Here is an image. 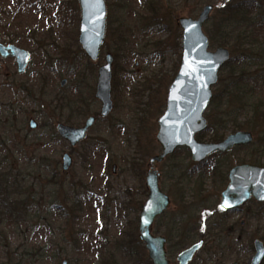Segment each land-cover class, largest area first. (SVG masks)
<instances>
[{
	"label": "rangeland",
	"instance_id": "obj_1",
	"mask_svg": "<svg viewBox=\"0 0 264 264\" xmlns=\"http://www.w3.org/2000/svg\"><path fill=\"white\" fill-rule=\"evenodd\" d=\"M226 2L106 0L105 42L98 61L92 62L78 41V0H0V42L16 44L32 54L24 75L18 74L13 59L0 58V174H8L14 167L23 185L21 195L30 194L42 201L37 210H29V220L14 225L0 222V264H147V250L139 245L133 250L128 242L139 235L138 218L148 198L149 161L162 152L157 141L158 119L166 110L168 88L182 59L178 20L198 18L208 4L214 9L203 30L209 37L210 50L227 48L231 60L212 89V100L204 114L210 131L202 132L206 134L202 142H211L213 131H221L220 126L232 119L226 115H241L239 121L244 126L251 119L259 128L254 144L237 151V158L247 161L253 153V159H263L264 117H256L259 111L253 114L252 107L264 104V84H255L254 79L258 73L264 74V60L263 65L244 68L240 55L251 52L255 58L263 57L264 27L251 30L252 26L245 24L251 31L234 43V36L244 28L238 30L232 24L221 23L226 18ZM150 4L159 8L157 14H150ZM218 30L221 35L233 32L229 45H219ZM108 52L119 53L113 67L114 72L116 68L118 71L114 110L108 118H98L88 138L72 153L73 166L65 171L63 155L70 152L71 146L59 137L56 126L59 122L82 126L90 116L100 115L101 103L95 89L98 69L105 64ZM235 68L240 74L248 71L249 79L244 82L240 75L232 99L233 95H226L223 89ZM31 119L38 123L36 129L30 128ZM196 164L190 152L181 148L155 167L162 188L172 195L166 220L169 227L176 228L174 221L179 217L187 220V214H193L196 218L212 207L209 201L215 190L211 181L203 183L194 177L176 184L172 180L175 168L193 169ZM194 204L200 206L192 212L188 206ZM56 206H65L70 212V206L74 208L72 214H63L62 218ZM46 220L49 227L45 228ZM262 231L257 237L264 236ZM235 240L233 236L234 244L224 247V264H249L253 251L245 250L244 239L241 244ZM124 241L127 246H119ZM128 249L136 253L128 255ZM166 249L176 253L173 247ZM178 253L174 257L168 254L172 264H178ZM206 258V252L201 253L195 264H206ZM216 262L217 257L208 264Z\"/></svg>",
	"mask_w": 264,
	"mask_h": 264
},
{
	"label": "water",
	"instance_id": "obj_2",
	"mask_svg": "<svg viewBox=\"0 0 264 264\" xmlns=\"http://www.w3.org/2000/svg\"><path fill=\"white\" fill-rule=\"evenodd\" d=\"M80 7L79 44L87 57L97 61L101 47L105 41L107 24V6L105 0H78ZM214 9L212 4L204 6L198 18L180 17L182 29V59L176 77L168 89L167 105L159 118L157 141L162 153L150 159L151 164L161 163L172 155L179 147H187L191 151L194 162H202L210 155L227 152L237 145L250 144L253 136L249 132L231 134L222 142H202L197 138L208 127L204 116L212 100V89L218 83L220 69L231 59V52L224 47L216 51L210 50L209 37L204 32V25L210 19ZM0 54L3 57L16 58L20 73L26 71L30 54L15 45L0 43ZM114 56L108 53L105 64L99 67L96 98L102 102V117H107L114 108L112 99ZM65 83V81H63ZM91 117L82 128L58 124L59 134L72 147L84 140L88 130L94 125ZM36 128L34 121L30 122ZM73 165L69 153L63 155V169L68 171ZM116 166H114L115 170ZM231 183L223 193L222 207L230 209L244 203L252 196L264 201V167L254 164H242L232 169ZM149 195L140 213L141 239L145 242L149 258L154 264H169L165 250V238L154 237L150 232L154 220L164 214L170 206V197L159 185L157 171H150L147 176ZM236 196V197H235ZM201 243L184 250L179 256L180 264H189ZM257 254L253 264H260L264 258V245L256 242ZM67 264V261H64Z\"/></svg>",
	"mask_w": 264,
	"mask_h": 264
},
{
	"label": "flooded vegetation",
	"instance_id": "obj_3",
	"mask_svg": "<svg viewBox=\"0 0 264 264\" xmlns=\"http://www.w3.org/2000/svg\"><path fill=\"white\" fill-rule=\"evenodd\" d=\"M106 6H107V3H106ZM178 23H179V20H178ZM106 28H107V24H106ZM105 37H106V35H105ZM78 41H79V39H78ZM0 43H2V42H0ZM2 44H4V43H2ZM4 45H6V46H8V45L17 46L16 44H13V43L4 44ZM17 47L21 48V49H24V48H22L20 46H17ZM24 50H26V49H24ZM26 51L29 52L28 50H26ZM101 51H102V47H101ZM108 53H110V52H108ZM29 54H30V61L28 63L26 71L23 72V73L19 72L18 64H17V61H16L15 57H13V56L3 57L0 54V58L2 60L13 59L15 61V63H16L18 74L24 75L28 71V67H29V65L31 63V60H32V54L30 52H29ZM114 59H115V56H114ZM230 60L226 64H228L230 62ZM97 61H95V62H97ZM92 62H94V61H92ZM114 62H115V60H114ZM224 66L220 69L218 83H219V80H220V74L222 73L223 69L225 68ZM98 71H99V69H98ZM260 73H262V72H260ZM235 75L236 74H232V76L230 77L229 82L227 84V88L225 87L223 89V91H227L226 95H228V96H232L233 95L232 99H235L234 96L236 95V93H234V92H237V90L239 88L237 86V84L235 83V81H233L235 78H237ZM113 79H114V70H113ZM63 81H65V83H66L65 79ZM63 81H62V86H64V84H65V83H63ZM96 88H97V85H96ZM167 95H168V92H167ZM226 95L225 94L223 95L224 98L227 97ZM95 97H96V89H95ZM112 99H113V82H112ZM99 102L101 103V109H102V102L101 101H99ZM113 102H114V100H113ZM166 105H167V100H166ZM113 110H114V108H113ZM113 110H112V112H113ZM111 113L105 118H108L111 115ZM91 117L95 118L94 125L96 124V122H97L99 117L105 119L104 117H102L101 110H100V115L99 116L98 115L97 116L93 115V116H90L89 118H91ZM226 117L227 118H232V119H228L227 122H224V124L222 126H220L222 128V130L219 131V133L221 135L223 134L224 137H223L222 140H220L218 142H222V141L226 140L231 134H234V133H237V132H249V133H251L252 136H253V141L250 144L237 145V146L233 147L232 149H230L227 152L214 153V154L210 155L204 161L198 163L201 168H199V165L196 164L197 167L195 168V170H197L198 173H197V171H194L193 173L191 172V174H193V178L194 177H196L195 179L199 178V179H201V181L203 183H205L207 181H211V183L213 184V188H214L215 191L212 190L213 191V195H212L211 200L209 201L211 203L210 206H212L211 208L214 209L213 211H209V209H211V208L208 207V211L205 212V214H199V216L196 217V218H193V214H187V215H190L187 220L184 217H179V218L176 219V221H174V226H176V228L175 227H169L168 223L166 221L167 220V216H165V215H167L166 213H167V211L170 209V207L172 205V198H171L172 195L168 194L162 188V185H161V182H160V179H161L160 178V174L157 171V169L155 168L156 165L159 164V163L151 164V162L149 161L150 171H152V169L154 171H157L158 178H159V185H160L162 191L164 193H166L170 197V206H169L168 210L165 211L164 214H162L159 217H157L154 220L152 226L150 227V232H151V234L154 237H163V238H165V240H166V242H165V250H166L167 260H168L169 264H172L171 260L169 259V255L170 254H171L172 257H174L175 254L177 252H179L177 254V256H176V263L180 264L179 261H178V256L184 250L189 249V248H191L192 246H194V245H196L198 243H201V247L197 250V252L195 253L193 259L189 262V264H195V261L199 258V255L201 253H204V252H206V255H207V258L205 259L206 264H208L211 260H213L216 257H217V262L214 263V264H224L225 261H223L224 258H222V254L226 250V249H224V247L227 246L228 244H234V243L231 242V241H233V236L236 237L235 243L241 244L243 239H244L245 242H246V249L245 250L249 251V252L253 251L254 254L252 256V259L250 261H248V263L250 262L249 264H253L254 257L257 254L256 242L258 240H260L263 243V245H264V236L261 235V236L257 237V232L261 233V232H263L262 230L264 229V201L260 202V201L256 200L252 196L251 198H249L248 200H246L244 203H242L241 205H239L237 207H233V208H230V209H224L222 207V205H221L223 193L227 190V188L229 187V185L231 183L230 173H231L233 168H235L236 166L242 165V164H254V165H258V166H263L264 167V154L262 155L263 159L261 160L262 161L261 163H257L256 161H254L256 159L252 158L253 153H252V156L249 157V159H247V161L246 160L241 161L240 159L237 158V151H239V150L241 151L243 149L250 148V146L252 144H254V142H255V135L254 134H256V133L253 130H250L248 128H243V129L236 128V126H237L236 124L237 123L238 124L241 123L239 121V118L241 117V115H234V114L231 115L230 114V115H226ZM89 118H87L85 120V122L83 123L82 126H73V125H69V124L64 123V122H59L58 124L63 123V124L68 125V126H72V127H76V128H82V127L85 126L86 121ZM31 121H34V122H36V121L34 119H31L29 121V126L32 129V127L30 125ZM36 124H37V126H36V128H37L38 127V123L36 122ZM58 124H57V126H58ZM94 125L90 128V130L94 127ZM57 126H56V129H57ZM208 128H209V123H208L207 129ZM90 130H88L87 136H86V138L84 140L79 142L74 147H72L70 145L71 146V150L68 153L71 156H72V153L75 152V148L88 138ZM57 132H58V130H57ZM228 132H230V133L227 135ZM58 134H59V132H58ZM200 134L201 133L197 134V138H198V136ZM59 137L62 138L63 140H65L60 134H59ZM200 141H202V140H200ZM65 142H68V141L65 140ZM179 148L180 149L181 148L182 149H186L188 152H190V155H191V151H190L189 148H187V147H179ZM178 149H176L175 152ZM172 155H170V156H172ZM170 156H168L167 158H169ZM231 158L235 159L236 162L233 163ZM72 159H73V157H72ZM214 160H216L215 163L213 162ZM212 166H214L213 170L210 169V168H212ZM12 168H14V167H12ZM175 169H174V171H175ZM14 170H15V168H14ZM113 170H114V167H113ZM150 171H149V173H150ZM174 171H173V175L174 176H173L172 180L175 181L176 184H177L178 183L177 182V178H176L177 174H175ZM15 172H16V170H15ZM187 175L188 174L185 173L186 179H183V181L184 180H187V181L189 180L187 178ZM147 176H146V186H147ZM192 179H190V180H192ZM206 179H208V180L206 181ZM180 182H182V180H180ZM180 187H181V185H180ZM148 195H149V189H148ZM202 202H201V204L204 203V202L203 203ZM199 206L200 205L197 206L196 204H194V205H190L188 207H189V209L192 212H194L195 210L197 211L199 209L198 208ZM201 206H203V205H201ZM141 211H142V209H141ZM63 216L64 215L61 214L62 218H63ZM235 216L237 217V219L236 220H232V218L235 217ZM163 217H165V220H163ZM43 219L45 220L46 218H43ZM138 221H139V235L137 236V243H138L139 246H142L145 250H147L145 242L142 241V239H141L140 214H139ZM183 222H185L186 224L182 226L181 224ZM43 224H44L45 228L49 227V225H48L49 221L48 220H46L45 223L43 222ZM183 242H185L184 243L185 245H183ZM168 246H170V248H172L173 246H178L177 247L178 250L175 251L176 252L175 254H173V253H171V249H170V253H169L167 251V249H166ZM147 253H148V251H147ZM148 257H149V255H148ZM149 261L152 264H154L153 261L150 258H149ZM263 263H264V258H263V260H262V262L260 264H263ZM233 264H239V263L235 262Z\"/></svg>",
	"mask_w": 264,
	"mask_h": 264
},
{
	"label": "trees",
	"instance_id": "obj_4",
	"mask_svg": "<svg viewBox=\"0 0 264 264\" xmlns=\"http://www.w3.org/2000/svg\"><path fill=\"white\" fill-rule=\"evenodd\" d=\"M226 1H227L226 7L224 10V12L226 14V18L223 19L221 23L224 24L223 23V21H224L226 23L232 24L233 27L237 28L238 30L244 28V31H241L237 34V36H234V37H236V39H235L236 41H234V43H238L240 41V39H242L246 36V34L248 35V33L246 31L253 30V28H255V26L256 27H259V26L264 27V0H226ZM148 10L150 11V14L153 15L155 12L157 14V11L159 10V8L157 9V6L150 4V5H148ZM0 14H3V12L1 10H0ZM154 19H157V18H154ZM245 24L248 26H252L251 30H248L246 28ZM220 27H221V25H220ZM218 34H219V36L221 35V32L219 30H218ZM232 35H233L232 31H227L226 33H223V35H221V36L222 37L226 36L227 38L226 39L221 38V40H220L221 36L218 37L217 41H220L219 45L220 46L229 45V41H231ZM228 36H230V37H228ZM118 54L119 53L114 54L115 60H116V58L119 57ZM262 55H263V57H261V58H255V56L251 52L249 54L240 55V61H244L241 63V65H243L244 68L246 66H252L256 63H261L263 65L262 61L264 60V53H262ZM244 58H246V59H244ZM226 65H228V64H226ZM232 72H233V74H236L235 76L237 78H235L233 81H235V83L237 84L238 87L240 85V79H241L240 75L243 76L242 78L244 79V82H246L249 79L248 78V74H249L248 71H242V73L240 74V72L236 71V68H235V69H233ZM117 76H118V71L116 68L115 72H114V79H113V92L115 93V96H116V88L118 87ZM254 79L257 80V82L255 84H257V83L264 84L263 83L264 74L258 73L254 77ZM252 109H254L253 114H254V111H256V112L259 111L258 115L255 114L256 117H261V118L264 117V104L263 105L259 104L257 107H255L253 105ZM247 124L249 125V127ZM247 124H245V126H244V124H242V123H240V124L237 123L236 128L243 129L246 127L250 130H253L254 132H256L257 129L259 128L258 123L257 122L253 123V120H251V119L248 120ZM208 131H210V128H208ZM205 137H206L205 133H202L198 136V138L200 140H204ZM223 137H224V135L223 134L221 135L218 130H214L213 135L210 137V141L211 142H218V141L222 140ZM179 150H181V149L179 148ZM172 156H170V157H172ZM254 161H256L257 163L262 162L259 159H256ZM213 162L215 163L216 160H214ZM197 165H199V164H197ZM197 165H196V167H197ZM145 166H146V164H145ZM196 167H194L193 169L182 168L183 170L181 168L175 169L174 172H175V174H177L176 175L177 182L181 183L180 182L181 179H186L185 173L188 174L187 175L188 179H192L193 174H191V172L193 173L194 171H197V170H195ZM199 168H201L200 165H199ZM212 169H214V166H212ZM181 170L183 171L182 175L181 174L179 175L178 172H180ZM141 171L143 174L145 173L144 168ZM197 173H198V171H197ZM4 181L5 182L8 181V184L5 183L6 186L3 184ZM22 186H23L22 183L19 182V180H18V173L15 172L14 168H11V170L9 171L8 174H6V173L0 174V207H1L0 208V210H1L0 222L9 221L10 225H14V224L20 223L22 221H27V220H29V218H31V215H32V214H29V210H31V209L37 210V208L39 206H42V201L40 202V201L36 200L35 199L36 196L34 197L32 195L34 197V199L30 197V194H29V197L28 196H22L20 191H19V189L22 188ZM56 207H60V210H61L60 214H66V215L72 214L71 212L73 211L72 209L74 208L73 206H70L71 207V212H70L69 210H67V208L65 206H56ZM165 216H167V215H165ZM35 217L36 216H33V218H35ZM163 220H165V217H163ZM133 239L135 241L128 242V244L133 247V248L131 247V249L135 250L136 246L138 247V243H137V238H133ZM123 243H124V245H119V246L126 247L127 243H126V245H125V241ZM184 243L185 242H183V245H185ZM177 247L178 246H173L174 251L178 250ZM129 250L130 249L126 250L125 253L128 255H130V254L134 255L136 253L135 251H131V250L129 251ZM171 253H173V252L171 251ZM146 259H147V264H152L148 258H146Z\"/></svg>",
	"mask_w": 264,
	"mask_h": 264
}]
</instances>
